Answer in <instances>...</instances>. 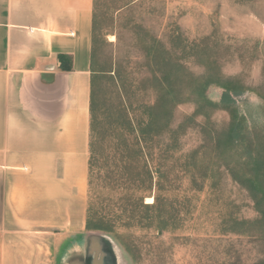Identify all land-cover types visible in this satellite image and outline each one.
<instances>
[{"label": "rangeland", "instance_id": "rangeland-1", "mask_svg": "<svg viewBox=\"0 0 264 264\" xmlns=\"http://www.w3.org/2000/svg\"><path fill=\"white\" fill-rule=\"evenodd\" d=\"M129 1L94 0L102 118L119 128L123 108L134 121L144 118L156 97L145 51L151 38L205 86L213 105L178 129L196 105L176 104L144 154L130 141L128 190L123 138L102 142L114 158L94 169L88 203L112 230L92 232L115 264H264V0ZM230 125L243 129L246 152L213 148ZM254 147L257 159L249 157Z\"/></svg>", "mask_w": 264, "mask_h": 264}, {"label": "crops", "instance_id": "crops-1", "mask_svg": "<svg viewBox=\"0 0 264 264\" xmlns=\"http://www.w3.org/2000/svg\"><path fill=\"white\" fill-rule=\"evenodd\" d=\"M94 0H0V264H86Z\"/></svg>", "mask_w": 264, "mask_h": 264}, {"label": "trees", "instance_id": "trees-1", "mask_svg": "<svg viewBox=\"0 0 264 264\" xmlns=\"http://www.w3.org/2000/svg\"><path fill=\"white\" fill-rule=\"evenodd\" d=\"M132 1V0H130ZM129 1V2H130ZM95 25V12L93 6V23H92V55H91V81H90V97H89V158H88V201L85 228L92 232L96 230L111 231V226L107 225L103 220L92 213L89 207V191L91 189V179L94 174V169L99 166V161L109 165L110 159L114 158V153H110L106 147L102 149V142L111 143L112 139L118 137L123 138V152L121 160L123 161V171L126 177H122V184L128 190L131 184V159L134 153L133 144H137L138 148L135 152L144 154L143 149L147 143L154 141V138L161 134L162 130L167 128L171 121L173 110L176 104L190 99L196 105L194 114L187 117L184 122L178 125V129H183L187 121H190L196 114L206 113L208 107L213 104L207 99L204 93L205 86L200 84V81L194 78L182 64L172 61L169 53L163 47V44L156 38H151L150 44L146 47V56L150 59L148 63L151 79L156 90V97L152 104L143 107L144 118L134 121L128 115L126 108H123L125 121L123 127H118L115 121H108L107 117L104 120L101 116L102 102L99 98V93L96 86L98 75L94 69L93 59V35ZM184 83V94L178 88V83ZM186 89V90H185ZM225 95L227 93H224ZM239 125H230L227 128L224 139H217L213 144L216 151H224V148L239 147L243 149L246 145V135ZM134 141V143H130ZM246 152V149H245ZM251 159H257L258 150L254 147L249 149ZM244 157V156H243ZM109 168V166H108ZM108 171L113 172L112 169ZM149 188L152 183L151 171L146 169ZM127 198V197H126ZM129 198V196H128ZM127 198V199H128ZM140 204H143L142 202ZM157 203L147 204L145 207L154 208Z\"/></svg>", "mask_w": 264, "mask_h": 264}, {"label": "water", "instance_id": "water-1", "mask_svg": "<svg viewBox=\"0 0 264 264\" xmlns=\"http://www.w3.org/2000/svg\"><path fill=\"white\" fill-rule=\"evenodd\" d=\"M84 254L86 264H115L113 256L112 260H108L111 255L104 242L103 236L96 235L94 232H89Z\"/></svg>", "mask_w": 264, "mask_h": 264}]
</instances>
